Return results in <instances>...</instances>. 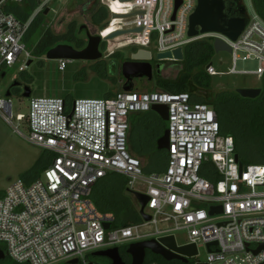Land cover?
I'll list each match as a JSON object with an SVG mask.
<instances>
[{"label":"built area","instance_id":"1","mask_svg":"<svg viewBox=\"0 0 264 264\" xmlns=\"http://www.w3.org/2000/svg\"><path fill=\"white\" fill-rule=\"evenodd\" d=\"M27 1L0 0V74L19 61L22 69L27 68L31 53L25 40L32 24L46 9L50 13L51 2H63L34 0L29 16L20 21L9 7ZM116 1L122 4L121 15L110 8ZM99 3L110 21L116 19L112 15L128 17L120 19L118 31L141 30L121 36L127 37L123 48L154 46L156 53H165L201 40H220L231 50V66L220 73L210 62L205 68L209 77L249 75L262 80L264 76V21L255 11L246 12V27L231 41L217 33L188 38L197 0ZM101 33L98 30L96 35L108 42ZM238 61H253L257 67L238 71ZM57 62L58 70L64 71L70 61ZM157 105L167 107V164L163 173L145 175L127 149L129 116ZM0 116L11 121V101L6 96L0 98ZM24 120L29 130L26 140L53 157L39 177L30 183L11 182L0 195V245L4 246L0 250L15 263L58 264L76 259L78 264H100L88 254L175 238V233L183 232V246L195 245L197 255L200 247L207 250L206 261L194 264H264V164L239 167L234 141L220 135L214 111L191 102L188 93L119 91L104 98L77 99L71 105L61 98H34L29 99L27 116L15 117L17 122ZM205 167L216 178L203 177ZM109 173L124 176L128 189L149 198L144 213L150 222L114 228V216L95 207L92 189ZM212 208L220 212L211 215ZM148 226L154 230L142 231Z\"/></svg>","mask_w":264,"mask_h":264},{"label":"rangeland","instance_id":"2","mask_svg":"<svg viewBox=\"0 0 264 264\" xmlns=\"http://www.w3.org/2000/svg\"><path fill=\"white\" fill-rule=\"evenodd\" d=\"M242 2L246 8V12L254 11L251 0H242ZM118 7L119 4L117 2H112L110 5V8L114 11L119 10ZM48 8L51 10L50 13L46 16H38L28 34L26 44L31 53V58L27 64H30L24 70L22 69V62L19 61L12 68L4 71V78L0 77V98L5 97L11 84L17 79L22 82L25 81L30 87L31 96L29 99L61 98L69 102L68 105H71L77 99L104 98L107 93H115L118 91L120 81H122L120 73L121 60L114 67H107L106 69L104 66L94 67L88 61H70L67 63L64 71H59L57 61L46 59L42 53L47 52L51 48L57 45L72 46L71 44L73 42L83 39L84 34L79 32L81 25H86L91 34L96 33L100 29L95 28L91 24L88 11L84 10L81 3H76L72 0H63L61 3L51 2ZM109 21L110 19L102 27H107ZM43 37L46 39V44L40 48ZM125 39L127 37L108 40L105 46H108L112 54L119 52L126 56L129 55V52L139 49L133 47L123 48L126 43ZM147 51H150L153 57L156 54L154 46L149 47ZM22 57L21 55L19 60H22ZM163 63V69L159 77L169 80L176 79L182 70V62ZM211 64L216 72L225 73L231 66V56L226 52H214L211 58ZM256 67L257 65L253 61H238L236 64L238 71H254ZM155 78L156 76L153 74L151 81L135 80V90L139 92L161 91L157 88ZM261 87V80L255 76L222 75L211 77L209 89L204 90L196 86H191L190 93L200 98H195V101H211L220 92H235L237 89H258ZM29 99L23 98L21 93L12 89L9 97L12 110L11 121L8 123L0 116V195L5 192L11 182L19 179L23 181L34 180L41 172L44 162L48 161L52 156L48 151L33 146L26 140L29 130L25 120L23 122L15 121L17 115L27 116ZM209 107L211 108V106ZM150 129L151 127L148 126V130ZM130 155L140 162L143 170L147 169L148 172L157 170L154 163L151 162L153 155L143 157ZM144 157L147 158L148 165H146ZM241 162L243 164L262 163L255 157L241 158ZM135 188H140V185L136 184ZM124 193L132 199L138 213V207L133 196L127 191ZM158 228L161 229L162 226L158 225ZM153 230L154 226H148L142 231L152 232ZM175 241L178 246H183L186 242L185 233H175ZM0 248L4 250L2 244ZM125 248L127 246H121L118 249L120 252H123ZM88 257L92 261L95 258L92 254H88ZM206 258V248L200 247L198 249V255L188 259V264H194L195 262L203 263L206 261ZM7 262L9 264H17L7 256L0 261V264ZM105 262L107 263V260ZM58 264H65V262Z\"/></svg>","mask_w":264,"mask_h":264},{"label":"trees","instance_id":"3","mask_svg":"<svg viewBox=\"0 0 264 264\" xmlns=\"http://www.w3.org/2000/svg\"><path fill=\"white\" fill-rule=\"evenodd\" d=\"M72 1L83 5L84 10L88 11L91 24L95 28H100L99 30H102L104 28L102 26L110 19L107 9L100 5L99 0ZM251 3L253 10L264 21V0H251ZM33 5L34 0H28L23 5L10 6L9 10L16 19L25 21L32 11ZM27 38L28 35L25 42H27ZM45 44L46 39L43 37L40 48ZM42 54L45 55L46 52ZM213 54V43L210 40H201L189 44L184 48V60L181 63L182 70L178 77L174 80H169L156 75L157 88L167 93H188L191 102L205 104L208 107L211 106L216 115L220 135L233 139L235 154L238 156L239 161L241 162V158L255 157L262 162L261 164H264V76L261 80V93L254 100L242 99L235 92L225 91L218 93L211 101H195L194 99L198 97L190 93L191 86L204 90L210 88L211 77L205 73V68L210 64ZM64 101L66 104L69 103L66 100ZM162 127L166 129V124L164 123ZM52 157L44 162L39 175L51 164ZM164 160V151L155 149L151 162L154 163L157 170L148 172L145 169L143 170L146 172L144 174L148 175L153 172L161 174ZM204 170L201 173L203 177L209 180L216 178L209 167H205ZM127 183L128 180L124 176L109 173L105 178L99 180L92 189L91 200L93 204L100 212L114 216V228L142 223L132 199L124 193L127 191ZM126 249L123 252L119 250V253L122 260L126 264H130ZM105 260L104 258H93V261L97 263L109 264ZM148 263L177 264L176 262H166L159 256L147 253L144 264Z\"/></svg>","mask_w":264,"mask_h":264},{"label":"water","instance_id":"4","mask_svg":"<svg viewBox=\"0 0 264 264\" xmlns=\"http://www.w3.org/2000/svg\"><path fill=\"white\" fill-rule=\"evenodd\" d=\"M176 3L175 10L178 6ZM48 9L43 12V16L48 15ZM112 18L126 19L127 16H115ZM248 23L246 17V8L242 0H197V6L194 13L189 18L188 38H197L201 35L209 33H217L225 36L231 41H236ZM80 30H85L86 45L83 49L77 50L69 45H57L45 54L48 60H67V61H98L102 58V53L99 50L101 38L96 33H90L86 25H82ZM140 29L117 31L106 40H112L121 36L132 33H139ZM213 50L215 53L226 52L231 53L230 48L220 40L213 42ZM103 54H107L106 52ZM154 59L157 62H182L184 60V50L177 48L170 52L156 53L153 57L150 51L138 49L130 55L129 61L121 64V76L124 80L122 91L130 92L133 90L134 80L146 79L151 81L153 79V70L150 61ZM30 63L27 64V66ZM159 66L156 67V75H159ZM5 74L0 77L4 78ZM16 82L11 84L13 88ZM235 93L242 99L254 100L260 93L261 89H237ZM11 95L10 90L5 94L7 98ZM31 96V89L29 86L23 88L22 97L29 99ZM163 121H167V107L153 106L151 109ZM157 148L160 151L168 150V132L164 131L163 135L157 141ZM238 160V156H235ZM242 163H239L241 167ZM127 192L133 196L136 204L139 206L138 215L145 223L151 221V217L144 213V209L149 201V198L139 192L127 189ZM220 212V208H212L211 215ZM109 225H105L108 229ZM215 245V244H214ZM209 247V246H208ZM149 253L154 256L161 257L166 262L177 261L182 264H188V259L197 255L195 245L178 246L173 236L161 237L157 240H146L130 244L126 249V255L130 258V264H144L146 254ZM93 257L104 258L110 261V264H126L119 253L118 248H112L104 251L92 253ZM6 257L0 250V261ZM67 264H78L76 259L70 260Z\"/></svg>","mask_w":264,"mask_h":264},{"label":"crops","instance_id":"5","mask_svg":"<svg viewBox=\"0 0 264 264\" xmlns=\"http://www.w3.org/2000/svg\"><path fill=\"white\" fill-rule=\"evenodd\" d=\"M2 74L5 73L3 72ZM123 84H124V80L122 79V81H120V87L118 91H116L115 93L122 91ZM133 90H135L134 85H133ZM115 93H107L105 97L112 96ZM164 123L166 124V122H163L159 118V116L152 110L146 113L131 114L129 116V130L127 137L128 152L134 156H139V157H143L146 155H153L154 150L155 149L158 150L157 148L158 139L163 135L164 131L166 130L165 128L162 127ZM148 126L151 127L150 130H148ZM164 153H165V160L162 166V171H161L162 173L165 171L167 164V152L164 151ZM145 160H146V165H148L149 163L147 159ZM25 182L29 183L31 181H25ZM137 207L139 206L137 205ZM107 261L110 264V261L109 260Z\"/></svg>","mask_w":264,"mask_h":264},{"label":"flooded vegetation","instance_id":"6","mask_svg":"<svg viewBox=\"0 0 264 264\" xmlns=\"http://www.w3.org/2000/svg\"><path fill=\"white\" fill-rule=\"evenodd\" d=\"M80 27H79V32H82L84 34V38L81 39V40H77V41H75V42H73L71 44L72 47L75 48V49H77V50L83 49L85 47V45H86V37H85L86 31L85 30H80ZM106 43L107 42H105V41H101V43L99 45V50L102 53V58L100 60H98V61L91 62L94 65V67H103L104 66L105 69L107 67L108 68L109 67H114V65L117 64L119 60H121V64H122L125 61H129L130 55L133 52L136 51V50L135 51L133 50V51L129 52L128 53L129 54L128 56H126V55H124L122 53H119V52H116V53H113V54L112 53L111 54H103L105 52L106 53L108 52L107 51L108 50V46L107 47L105 46ZM118 58H122V59H118ZM150 64L152 66L153 74H155V76H156V67L159 66V71L161 72L162 69H163V64L164 63L163 62H157L154 59H152L150 61ZM120 71H121V68H120ZM160 72H159V74H160ZM141 80H146V79H141ZM14 82H16V85L13 88H10L9 89L10 92L13 89V90H17L19 93L22 94L23 93V88L26 87V86H28L25 81L22 82V81H19L17 79ZM134 82H135V80H134ZM134 82H133V84H134ZM173 262H176L177 264H182V263L177 262V261H173ZM5 264H9V262H7ZM65 264H67V262H65Z\"/></svg>","mask_w":264,"mask_h":264},{"label":"bare ground","instance_id":"7","mask_svg":"<svg viewBox=\"0 0 264 264\" xmlns=\"http://www.w3.org/2000/svg\"><path fill=\"white\" fill-rule=\"evenodd\" d=\"M117 2V1H116ZM119 4V10H120V7L122 6V4H120L119 2H117ZM112 10V9H111ZM119 10H112L114 12V14H118V15H121L120 13H118ZM116 21V22H114ZM120 19H112L109 24L107 25V27L103 28L102 33H101V36H103L104 38H108V36H110L111 34H113V32H116L118 30H120L118 28V24L120 23ZM116 30V31H115Z\"/></svg>","mask_w":264,"mask_h":264}]
</instances>
